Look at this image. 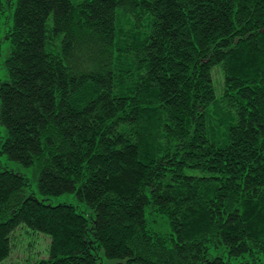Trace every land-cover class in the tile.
Returning <instances> with one entry per match:
<instances>
[{
  "label": "trees",
  "instance_id": "trees-1",
  "mask_svg": "<svg viewBox=\"0 0 264 264\" xmlns=\"http://www.w3.org/2000/svg\"><path fill=\"white\" fill-rule=\"evenodd\" d=\"M6 8L0 155L92 212L1 164L0 264L31 231L35 264H264V0H0V29Z\"/></svg>",
  "mask_w": 264,
  "mask_h": 264
},
{
  "label": "rangeland",
  "instance_id": "rangeland-1",
  "mask_svg": "<svg viewBox=\"0 0 264 264\" xmlns=\"http://www.w3.org/2000/svg\"><path fill=\"white\" fill-rule=\"evenodd\" d=\"M16 1V0H15ZM8 6V4H6ZM14 6L12 7V9ZM11 10H5L3 14L2 20L3 24L0 29V39L5 35V30L7 29L10 24H12V16L10 15ZM6 22H9L5 24ZM9 54V44L7 41L2 42L1 46V56H0V78L4 79L5 70L2 67L4 60L7 58ZM7 136L6 132L4 131V127L0 125V141L3 140ZM4 164V166L9 167L10 169H14L17 172L24 174L27 178L31 181V192H34L35 195L39 199H46V203L52 205H59V204H71L77 207V211L83 212L84 215L88 216L91 214V208L88 207L86 204L80 202L77 197L73 194H63L59 196H50L45 197L39 192L38 188V180H39V172L40 170L33 167H25L21 164L13 161H9L5 158V156L0 155V165ZM149 221L150 229L160 232V233H170V226L168 221L162 218L161 216H157L154 214L149 213L147 216ZM31 234H26L25 239L22 240V245L18 247H14V251L11 254L10 258L5 262V264H35L36 261L46 258L49 254V243L50 239L48 236L42 233L30 232ZM24 234L23 230H18L16 232L14 243L15 245L19 243V238L22 237ZM99 254V261L101 264H128L126 261H109L105 258L103 252L101 251H94ZM221 257L225 260H229V253L228 249L224 245H219L218 247H212L210 250L209 258L214 257ZM233 264L237 263V259H232L231 261Z\"/></svg>",
  "mask_w": 264,
  "mask_h": 264
}]
</instances>
